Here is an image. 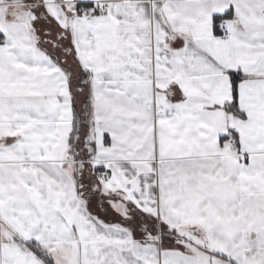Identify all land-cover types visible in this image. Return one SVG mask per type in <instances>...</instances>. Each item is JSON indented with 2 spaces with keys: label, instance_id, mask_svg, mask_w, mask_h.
<instances>
[{
  "label": "snow or ice",
  "instance_id": "obj_1",
  "mask_svg": "<svg viewBox=\"0 0 264 264\" xmlns=\"http://www.w3.org/2000/svg\"><path fill=\"white\" fill-rule=\"evenodd\" d=\"M0 264H264V0H0Z\"/></svg>",
  "mask_w": 264,
  "mask_h": 264
}]
</instances>
